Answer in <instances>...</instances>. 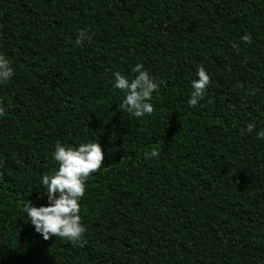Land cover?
I'll list each match as a JSON object with an SVG mask.
<instances>
[{
    "label": "trees",
    "instance_id": "16d2710c",
    "mask_svg": "<svg viewBox=\"0 0 264 264\" xmlns=\"http://www.w3.org/2000/svg\"><path fill=\"white\" fill-rule=\"evenodd\" d=\"M0 55V264H264V0H0ZM138 63L158 85L142 117L114 86ZM58 142L105 157L77 244L24 212L50 206Z\"/></svg>",
    "mask_w": 264,
    "mask_h": 264
},
{
    "label": "clouds",
    "instance_id": "9594fccd",
    "mask_svg": "<svg viewBox=\"0 0 264 264\" xmlns=\"http://www.w3.org/2000/svg\"><path fill=\"white\" fill-rule=\"evenodd\" d=\"M79 35L80 38L84 37L83 32ZM242 40L251 43L248 35H244ZM80 42L81 39H78L77 43ZM232 47L238 50L236 44ZM132 72L137 75L131 82L119 72L115 73V88L126 93L119 107L135 117L151 115L154 108L150 101L158 85L144 69L143 64H136ZM13 74L9 60L0 55V82L10 80ZM197 74L198 79L191 83L193 91L188 101L191 106H195L198 100L203 98L210 83V77L202 66ZM2 115L4 109L0 107V116ZM255 127L254 123H248L246 131L251 133ZM258 138L264 139V131L258 133ZM145 155L146 158L157 157L159 152L153 150ZM104 158V152L96 142L81 143L77 148L71 146L66 148L59 142L56 144L54 159L59 165L58 169L51 175H44L41 180L50 206L37 208L28 202L24 208L28 220L44 240L59 237L73 244L83 242L85 228L81 224L79 201L85 195V182L91 174L101 168Z\"/></svg>",
    "mask_w": 264,
    "mask_h": 264
}]
</instances>
